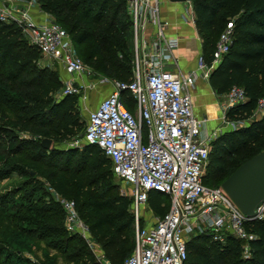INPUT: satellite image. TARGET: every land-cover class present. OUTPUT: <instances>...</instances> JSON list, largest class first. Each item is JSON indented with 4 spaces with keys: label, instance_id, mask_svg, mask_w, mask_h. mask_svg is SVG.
<instances>
[{
    "label": "trees",
    "instance_id": "obj_1",
    "mask_svg": "<svg viewBox=\"0 0 264 264\" xmlns=\"http://www.w3.org/2000/svg\"><path fill=\"white\" fill-rule=\"evenodd\" d=\"M35 1L67 31L85 64L115 80L129 81L131 26L125 0ZM190 2L201 41V55L207 63L219 33L229 20L233 21L231 46L211 71L209 84L217 94L223 95L232 86H241L246 100L228 107L224 118L247 120L257 99L264 94V0ZM38 59V49L28 44L20 29L0 21V83L7 85V88L0 85V104L17 115L21 131L51 141L67 140L82 127L84 130L76 110L77 97L64 96L53 101L61 87L60 79L48 67H39ZM126 106L131 108L130 99ZM33 148L38 149L33 160L42 166L40 175L59 196L74 201L79 218L105 259L110 264H121L133 248V216L129 210L130 198L105 183L108 165L113 174L110 161L94 144L60 150L44 149L36 143ZM263 150L264 114L219 134L210 142L206 174L210 179H219L216 186H220L238 165ZM202 183L207 185L203 180ZM147 203L156 217H162L168 209L169 197L151 191ZM62 211L56 202L50 201L34 212L37 219L27 221L37 238H50L48 245L65 254L67 261L82 259L83 264H94L81 245L66 253L74 242L73 234L65 231ZM245 227L256 236L249 242L248 257H241L242 241L235 236L228 235L222 243L202 233L192 235L186 242L184 264H264V217L247 221Z\"/></svg>",
    "mask_w": 264,
    "mask_h": 264
},
{
    "label": "built area",
    "instance_id": "obj_2",
    "mask_svg": "<svg viewBox=\"0 0 264 264\" xmlns=\"http://www.w3.org/2000/svg\"><path fill=\"white\" fill-rule=\"evenodd\" d=\"M159 3L125 0L131 26V77L129 81L99 80V84L110 83L111 90L87 111L82 134L84 144L96 145L110 161L113 175L129 186L128 193H120L131 201L133 248L121 264H184L186 242L202 233L222 243L233 235L242 241L241 248L249 256V242L256 236L245 224L264 217V203L253 216H246L220 186L202 183L213 138L205 129L204 119L194 114L191 93L196 78L207 79L229 50L233 21L229 20L219 33L209 63L199 55L193 71L168 69L165 64L172 61L178 41L165 34L169 23L161 19ZM183 3L181 18L193 24L191 2ZM33 8L36 16L31 13ZM0 21L17 26L28 44L38 49L39 58L61 68L65 77L60 78L55 100L76 96L86 102V91L96 80L76 53L67 31L52 15L41 10L35 0H0ZM149 28L152 35L146 39L143 32ZM127 99L131 108L126 106ZM245 100L244 89L232 86L224 94L223 116L228 107ZM262 114L264 94L257 99L251 116ZM151 191L167 195L169 206L162 217H154L143 226L140 208L147 207ZM55 194L66 230L94 245L74 201ZM96 264L110 263L100 260Z\"/></svg>",
    "mask_w": 264,
    "mask_h": 264
},
{
    "label": "rangeland",
    "instance_id": "obj_3",
    "mask_svg": "<svg viewBox=\"0 0 264 264\" xmlns=\"http://www.w3.org/2000/svg\"><path fill=\"white\" fill-rule=\"evenodd\" d=\"M64 27L68 30V25ZM83 48L84 45L81 49ZM37 65L39 67L46 66L53 70L59 79L62 76L61 68L54 63L39 58ZM86 66L90 68L92 77L96 80V86H98L101 79H107V81L113 79L90 64H86ZM104 84L101 87L110 86L108 83ZM0 85L7 88V85L3 82ZM10 93L14 94V92ZM103 94V89L92 91V94L87 97L84 107L81 103L82 100L77 99L76 110L78 111V118L83 120V123L87 109L98 102ZM54 100L55 98H53ZM196 104L202 106L200 102H196ZM222 115H218V124L209 130V134L213 139L219 134L233 129V125L237 127L246 125L248 121L259 119L263 114L251 116L247 120L236 121H227ZM19 121L17 115H14L0 104V264H83L82 259L67 261L64 257L65 254L52 249L48 245L50 238L39 240L32 224L27 221L28 218L35 219L34 212L50 201L56 202L61 210L62 207L60 202L57 201L56 194L50 184L40 175L42 166L33 160L36 159L35 156L38 153V149L33 148V145L40 143L42 138L31 132L21 131L22 124ZM82 134L83 127L74 137L62 141H51L50 148L60 150L80 148L84 145ZM75 143H77V146H75ZM16 166L22 168L15 169ZM105 170L107 173L105 183L115 188L119 193L121 191L128 193L129 186L111 173L109 165ZM202 180L208 186H216L220 181L219 179H210L206 174V168L203 170ZM146 206L140 208V216L143 217L141 224L143 226L149 224L156 217L150 212L148 203ZM62 217L64 224V212ZM38 219L42 220L40 217ZM65 231L68 235L73 234L72 241L74 242V245L70 246L66 253L74 251L81 245L88 252L92 263L96 264L100 260H106L100 246L93 240L91 234L89 241L94 245H89L87 240L78 233L68 232L66 228ZM241 257H248V254L242 248Z\"/></svg>",
    "mask_w": 264,
    "mask_h": 264
},
{
    "label": "crops",
    "instance_id": "obj_4",
    "mask_svg": "<svg viewBox=\"0 0 264 264\" xmlns=\"http://www.w3.org/2000/svg\"><path fill=\"white\" fill-rule=\"evenodd\" d=\"M160 15L162 20L168 21L165 34L169 37L177 38V48L172 52V61L166 62L165 67L168 69H179L182 72L193 71L196 69L197 57L201 55V41L196 31L195 24L184 22L181 18L185 11L183 2H170L168 0H160L159 3ZM31 13L36 16V9H31ZM152 35V30L149 28L143 32V37L148 39ZM62 72V71H61ZM65 77V74L62 72ZM82 82L88 83V80L82 79ZM97 85V83H95ZM110 86L101 87L105 84H98L93 88L87 89L86 95L92 94V91L102 90L104 94L99 101L107 96L111 90ZM98 87V88H96ZM193 97V111L199 119H204L205 129L207 132L213 129L219 122L218 115H222V105L224 98L223 94H217L209 84V77L207 79L197 77L193 88L191 89ZM96 102L87 111L95 108ZM196 102H200L202 106H197ZM83 107L85 103L81 101ZM87 115V113L85 114ZM223 116V115H222ZM224 117V116H223ZM85 120V117H84ZM152 213V211L150 210Z\"/></svg>",
    "mask_w": 264,
    "mask_h": 264
},
{
    "label": "water",
    "instance_id": "obj_5",
    "mask_svg": "<svg viewBox=\"0 0 264 264\" xmlns=\"http://www.w3.org/2000/svg\"><path fill=\"white\" fill-rule=\"evenodd\" d=\"M184 2L186 0H168ZM51 139L42 138L40 146L49 149ZM236 207L246 216L264 203V150L238 165L220 184Z\"/></svg>",
    "mask_w": 264,
    "mask_h": 264
}]
</instances>
